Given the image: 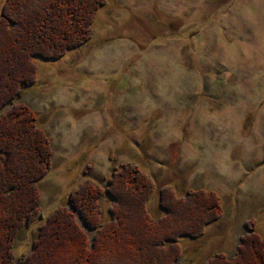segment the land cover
<instances>
[{"label": "rangeland", "instance_id": "374dc122", "mask_svg": "<svg viewBox=\"0 0 264 264\" xmlns=\"http://www.w3.org/2000/svg\"><path fill=\"white\" fill-rule=\"evenodd\" d=\"M91 35L57 60L37 58L34 82L0 111H33L52 154L38 202L23 205L30 220L14 234L12 264L33 262L40 229L59 209L78 232L59 257L73 261L80 241L90 264L159 257L136 252L132 233L118 242L102 231L117 220L108 193L126 165L153 181V217L165 216L163 188L219 198L217 219L182 237L171 264L264 256L253 244L264 246V0H104ZM89 182L98 189L85 219L69 198ZM170 218L162 229L177 227ZM99 219L107 227H93Z\"/></svg>", "mask_w": 264, "mask_h": 264}, {"label": "trees", "instance_id": "16d2710c", "mask_svg": "<svg viewBox=\"0 0 264 264\" xmlns=\"http://www.w3.org/2000/svg\"><path fill=\"white\" fill-rule=\"evenodd\" d=\"M102 5L104 0H4L0 16V111L18 92L34 82L37 58L57 60L90 39L96 12ZM51 155L33 111L17 107L0 112V264H12L14 234L30 220L26 212H22L23 205L32 204L31 209L38 202L35 184L48 172ZM113 177V193L108 195L117 205V220L107 227V222L99 219L93 227L100 229L105 225L107 228L102 231L106 239L121 237L118 242L124 233H132L136 252L143 254L152 249L162 256L150 257L147 261L141 258L137 264H171L173 259L178 260L180 239L199 236L221 211L219 198L213 193L189 190L178 196L172 188H163L159 192V205L166 217H153L146 210L155 189L153 181L129 165ZM97 189L89 182L80 193L69 198L70 207L81 211L88 219L84 209L92 210ZM65 212L59 209L42 226L37 237V254L32 263L25 259V264H90L85 241L79 242L74 262L57 254L73 248L78 236L72 219L63 216ZM170 216L177 217V227L162 229V225L171 220ZM253 244L264 249L256 239ZM254 254V263L245 256L234 261L264 264L262 253L257 250ZM211 260L206 264H216V259ZM218 260L223 264L234 262L226 261L223 256Z\"/></svg>", "mask_w": 264, "mask_h": 264}]
</instances>
